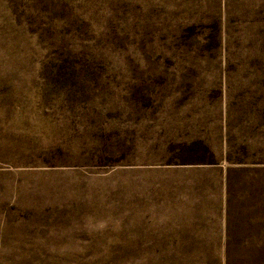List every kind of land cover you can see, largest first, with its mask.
<instances>
[{"label":"rangeland","instance_id":"1","mask_svg":"<svg viewBox=\"0 0 264 264\" xmlns=\"http://www.w3.org/2000/svg\"><path fill=\"white\" fill-rule=\"evenodd\" d=\"M228 240L264 253V0H0V264Z\"/></svg>","mask_w":264,"mask_h":264},{"label":"trees","instance_id":"2","mask_svg":"<svg viewBox=\"0 0 264 264\" xmlns=\"http://www.w3.org/2000/svg\"><path fill=\"white\" fill-rule=\"evenodd\" d=\"M194 164L217 165L218 162L213 158L202 157ZM229 179V177H228ZM231 240H228V251L225 253L223 264H264V253H237L230 251Z\"/></svg>","mask_w":264,"mask_h":264}]
</instances>
